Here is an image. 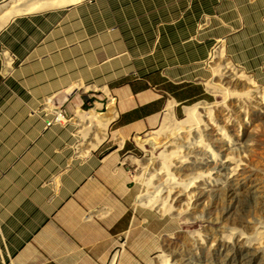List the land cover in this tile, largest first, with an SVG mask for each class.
Wrapping results in <instances>:
<instances>
[{
	"label": "crops",
	"instance_id": "crops-1",
	"mask_svg": "<svg viewBox=\"0 0 264 264\" xmlns=\"http://www.w3.org/2000/svg\"><path fill=\"white\" fill-rule=\"evenodd\" d=\"M255 2L79 0L0 29V264L155 262L163 218L136 203L134 139L208 100L217 45L264 46ZM104 87L117 116L91 148L77 128Z\"/></svg>",
	"mask_w": 264,
	"mask_h": 264
},
{
	"label": "rangeland",
	"instance_id": "rangeland-1",
	"mask_svg": "<svg viewBox=\"0 0 264 264\" xmlns=\"http://www.w3.org/2000/svg\"><path fill=\"white\" fill-rule=\"evenodd\" d=\"M257 1L251 10L258 12L264 22V0ZM226 4L228 9L232 7L229 2ZM246 22L256 21L247 20ZM242 38L238 37V40L242 41ZM256 41L257 38L254 37L253 42L256 43ZM222 45L224 56L215 59L210 56L207 61L206 85L212 95L206 101L210 103L209 109H211L213 118H216L213 121L215 126L225 136L236 141V129H238L239 143L229 146L216 130L207 132L202 125H199L200 128L195 131L181 132L185 125L179 123V119L186 115L180 118L174 115L171 117L170 130L173 133L163 131L165 124L161 120L156 128L140 135L145 138L156 133L157 137L154 139L156 142L161 141L162 143L174 138L173 143L181 146L179 155H174L167 163L177 179L183 178L187 181L192 178L189 183L190 192L186 199L180 198L174 191L169 193L164 188L162 196L168 206L172 207L170 211H161L157 207L140 204L138 199L149 192V185L144 180L147 177V174L145 175L148 172L147 166L156 168L164 164V158L153 151L151 144L144 145V147L137 139H134L137 154L133 158L135 163L130 167L133 178L140 185L136 203L142 211L153 212L163 218L161 232L163 246L156 254L153 264H158V257L163 252L169 254V257L177 264H247V262L232 260V256L229 255L233 251L235 242L231 232L238 229L248 233L253 227L264 224V107L257 104V100L261 99L260 96L264 97V46L257 49L252 47L253 50L247 52L245 48L228 52L224 44ZM238 47L240 46H233L234 49ZM225 62H229L228 64L237 70L241 69L255 82L254 89L259 92L257 94L259 97L255 101L237 100V93L243 90L244 81L243 79L228 80L226 73H229V70L225 72L228 69L224 68ZM214 79L220 82V87L224 92H215L211 89L210 85ZM227 90L231 93L225 95ZM91 92L94 95L87 99L88 102L83 106V110H89L99 103L101 108L98 110L106 111L109 95L104 89ZM54 119V117L51 118L47 123L51 124ZM209 127H214L212 122ZM77 131H79L78 128ZM111 131L112 123L109 127V132ZM77 138L78 144L83 142L79 132ZM199 138H202L218 153L219 160L226 153L240 159L241 165L238 170L229 176L225 172L224 163L216 167H213L214 164L204 166L199 162L195 163L192 157L194 154L192 146H187L185 141ZM196 170L203 174L195 172ZM214 171L222 172V174H215ZM208 172L212 173L208 174ZM204 174L212 178L220 177L221 180H218L216 184L204 183ZM224 235L230 236L228 244L221 241ZM119 243L121 247H124L125 239H121ZM213 247H217L218 251H215ZM257 263L264 264V255L258 258Z\"/></svg>",
	"mask_w": 264,
	"mask_h": 264
},
{
	"label": "bare ground",
	"instance_id": "bare-ground-1",
	"mask_svg": "<svg viewBox=\"0 0 264 264\" xmlns=\"http://www.w3.org/2000/svg\"><path fill=\"white\" fill-rule=\"evenodd\" d=\"M77 1L79 0H6L2 4H0V29L17 14L28 13L32 11L34 12L41 9L45 10L49 7L64 6L76 3ZM223 50V45H217L213 50L211 57L215 59L216 57L224 56ZM228 63L229 62L224 63V68H228L225 72H228L229 70V73H226V76L229 77L228 80L235 81L243 79L244 81H242V85L244 86L243 90L237 93V100L242 99L245 101H255L256 98L259 97L257 95L259 92L257 91V89H254L256 85L255 82L249 76H246L245 73L241 71V69L237 70ZM211 84L213 85H210L213 91L224 92V90H222V88L220 87L219 81H216L214 79ZM94 87L97 88L96 86ZM104 89L109 95L107 110L104 112H100L96 108L98 105L97 104L96 107L90 108L89 110L83 112V114L80 115L79 119V131L82 133L85 142H87L86 144L91 148L96 147L99 143H102L101 141H103V139H106L109 134L110 124L117 116V111L115 108V98L111 95L108 87H104ZM229 93L231 92L227 90V93L225 95ZM260 97L261 99L257 100V104L261 107H264V97ZM209 108L210 103L205 100L187 106L186 116L182 119H179V123H183L185 125V128L182 129L181 132H184L186 130L187 132L195 131L197 128H200L199 125H202L203 128L207 130V132H213L214 130H216L221 135V137L226 140L229 146L237 145L240 140L238 129H236L237 141L229 136H225V134L221 132V130L217 128L213 123L216 118H213L211 109ZM172 116L173 114H171L169 111L165 113L163 117V121L165 124L163 130L164 132H172L170 130L172 125V123H170V120ZM211 122L212 126L214 127H209ZM210 129L212 130L210 131ZM155 134L156 133H152L145 138L137 137L138 142L142 146L151 144V146H153V151L157 152L159 156H162L164 158V164L158 165L156 168H154V166H147L148 172L145 173V175L147 174V177H145L144 180L146 184L149 185V192L141 196L138 200L140 204L142 203L151 207H157L161 211H170L172 207H169L165 202V199L162 196V190L166 188L165 191H168L169 193H172L174 191L176 192V194L178 193V196L180 198L187 199L190 192L189 183L192 178L185 181L183 178L177 179V177L173 175L167 161L170 160V158H172L174 155H179L178 153L181 149V146L179 144L173 143L174 138L170 139L171 143H169V140L162 143H160L161 141L156 142L154 139L157 137V135ZM203 141L204 140L202 138L193 140L187 139L185 141V143H187V146H192L191 148L194 153L192 157L194 158L195 163L199 162L204 166H210L211 164H214L213 167L218 166V164L224 163L226 174L232 176L241 165V162L239 161L240 159H237L234 156L228 155V153H226L225 156L220 158L219 160L218 153L213 148H211L208 143ZM195 172L203 174L199 170H196ZM210 173L212 172H208V174ZM213 173L222 174V172L219 173L217 171H214ZM208 174L203 175L205 181L204 183L208 182L209 184H216L218 180H221L220 177L212 178ZM231 234L233 235L235 241L233 245V251L232 253H229V255H231L233 258L232 260H239L242 263L247 262V264H258V258L264 255V224L253 227V229L248 233H244L241 230L234 229ZM229 238L230 236L224 235L221 238V241L224 244H228ZM213 249L215 251H218L217 247H213ZM158 261V264H177L176 261H173V259L170 258L169 254H167L166 252H163L159 255Z\"/></svg>",
	"mask_w": 264,
	"mask_h": 264
},
{
	"label": "built area",
	"instance_id": "built-area-1",
	"mask_svg": "<svg viewBox=\"0 0 264 264\" xmlns=\"http://www.w3.org/2000/svg\"><path fill=\"white\" fill-rule=\"evenodd\" d=\"M0 54H2L0 56L9 57V54H8L7 50H5L4 48L0 49ZM89 98H91V95L89 96Z\"/></svg>",
	"mask_w": 264,
	"mask_h": 264
}]
</instances>
